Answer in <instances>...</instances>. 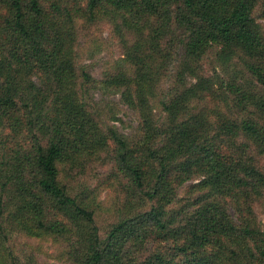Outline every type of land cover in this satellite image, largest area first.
<instances>
[{
	"label": "trees",
	"instance_id": "obj_1",
	"mask_svg": "<svg viewBox=\"0 0 264 264\" xmlns=\"http://www.w3.org/2000/svg\"><path fill=\"white\" fill-rule=\"evenodd\" d=\"M76 1L79 17L101 13L132 35L129 69L110 80L137 108L139 132L103 127L83 99L92 77L75 65L66 1L0 0V264H31L7 248L6 218L59 236L71 264H264L251 212L264 197V35L251 12L261 1L264 14V0ZM210 53L240 57L253 84L199 74ZM105 159L124 201L101 229L94 189L74 191L60 166Z\"/></svg>",
	"mask_w": 264,
	"mask_h": 264
},
{
	"label": "rangeland",
	"instance_id": "obj_2",
	"mask_svg": "<svg viewBox=\"0 0 264 264\" xmlns=\"http://www.w3.org/2000/svg\"><path fill=\"white\" fill-rule=\"evenodd\" d=\"M64 1L71 7L74 19L75 65L80 71H87L92 77L90 82L81 85L83 99L97 112L100 118L99 122L103 127L112 126L126 136H135L139 132L140 114L137 108L124 100L122 93L124 86L110 80L116 71L127 72L129 69L130 62L123 51L125 40L122 36H126V40L130 41L132 35L124 25L119 27L118 22L107 16H102L101 13L91 17L90 20L88 19L89 9H87L79 17L74 12L75 8L70 5V3L79 2L76 0ZM262 9L263 4L258 1L251 13L264 35ZM195 69L199 74L206 76L215 75L218 79L223 78V80L229 81L232 79L237 85H251L254 81L244 70L240 57H233L223 62L216 58L215 53H210L203 57ZM193 77L189 76L188 78L187 76L186 79L195 81ZM169 85L168 80H161L155 89L156 97L153 103L155 111L160 115L162 113L159 96L165 92ZM226 93L228 97L232 96L231 93ZM229 99L232 105L234 98ZM244 113L247 112L244 110ZM262 124L264 125V123ZM5 132V130L0 131V135ZM110 162L107 159L101 162L96 161L89 164L84 171L77 167L69 168L68 164L60 166L61 179L68 182L74 191L84 187L94 189L98 201L96 220L101 229L117 217L124 201V191L118 184L114 174L115 169ZM261 164L264 167V155L261 158ZM108 173L110 174L107 175ZM184 191L185 189L180 188L181 194H184ZM225 208L228 213L236 215L230 203L226 204ZM251 208L257 224L264 231V197H256ZM3 225L7 248L21 261L29 260L31 264H71L66 259L65 247L59 236L48 232L31 234L27 232L22 223L16 224L7 218Z\"/></svg>",
	"mask_w": 264,
	"mask_h": 264
}]
</instances>
